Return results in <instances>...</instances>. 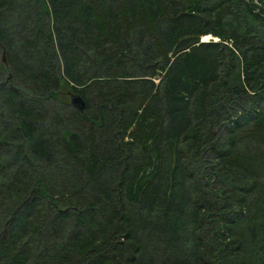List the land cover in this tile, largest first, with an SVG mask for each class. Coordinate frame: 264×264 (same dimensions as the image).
<instances>
[{"label": "trees", "instance_id": "obj_1", "mask_svg": "<svg viewBox=\"0 0 264 264\" xmlns=\"http://www.w3.org/2000/svg\"><path fill=\"white\" fill-rule=\"evenodd\" d=\"M0 264H264V0H0Z\"/></svg>", "mask_w": 264, "mask_h": 264}, {"label": "water", "instance_id": "obj_2", "mask_svg": "<svg viewBox=\"0 0 264 264\" xmlns=\"http://www.w3.org/2000/svg\"><path fill=\"white\" fill-rule=\"evenodd\" d=\"M2 60L3 62H5L4 51H2ZM5 66H7L6 62H5ZM70 104L73 108L78 109L79 111H83L85 108V100L79 94L76 93L70 95Z\"/></svg>", "mask_w": 264, "mask_h": 264}, {"label": "bare ground", "instance_id": "obj_3", "mask_svg": "<svg viewBox=\"0 0 264 264\" xmlns=\"http://www.w3.org/2000/svg\"><path fill=\"white\" fill-rule=\"evenodd\" d=\"M205 38H208V37H206V36H203V37H202L203 40H205Z\"/></svg>", "mask_w": 264, "mask_h": 264}, {"label": "rangeland", "instance_id": "obj_4", "mask_svg": "<svg viewBox=\"0 0 264 264\" xmlns=\"http://www.w3.org/2000/svg\"><path fill=\"white\" fill-rule=\"evenodd\" d=\"M211 37L205 38V40H209Z\"/></svg>", "mask_w": 264, "mask_h": 264}]
</instances>
